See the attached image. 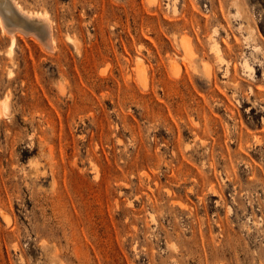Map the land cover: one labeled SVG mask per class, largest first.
Masks as SVG:
<instances>
[{"label": "rangeland", "instance_id": "374dc122", "mask_svg": "<svg viewBox=\"0 0 264 264\" xmlns=\"http://www.w3.org/2000/svg\"><path fill=\"white\" fill-rule=\"evenodd\" d=\"M18 1L0 264H264V0Z\"/></svg>", "mask_w": 264, "mask_h": 264}, {"label": "bare ground", "instance_id": "6f19581e", "mask_svg": "<svg viewBox=\"0 0 264 264\" xmlns=\"http://www.w3.org/2000/svg\"><path fill=\"white\" fill-rule=\"evenodd\" d=\"M11 1L15 4V7L19 11V13H21L22 16L26 18V20L28 19L32 24L30 23L29 29H25L21 26H18L20 24L18 25L11 24V23L4 21V19H2L3 17L0 18V25L3 31H5L6 33L8 32L10 35L11 43H10L9 53L11 54L13 49L16 46V43H17L16 42V39H17L16 32L17 31H22V33L23 32L25 34L27 33V35L33 34L36 37H38L41 40L40 42L43 43L42 45H45L47 48H49V50L55 49L57 46V39L54 33V21L49 15V13L47 11H42V10L28 9L18 0H11ZM23 24H24L23 26H25V23ZM8 73L10 75L11 70H9ZM7 102L8 101L6 100V98L5 99L0 98V118L4 116H8L9 107H8Z\"/></svg>", "mask_w": 264, "mask_h": 264}]
</instances>
